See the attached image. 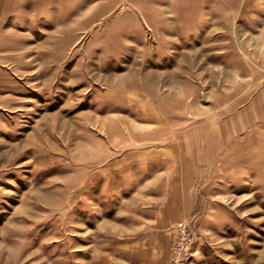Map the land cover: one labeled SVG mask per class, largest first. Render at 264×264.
Returning <instances> with one entry per match:
<instances>
[{"label":"rangeland","instance_id":"rangeland-1","mask_svg":"<svg viewBox=\"0 0 264 264\" xmlns=\"http://www.w3.org/2000/svg\"><path fill=\"white\" fill-rule=\"evenodd\" d=\"M0 264H264V0H14Z\"/></svg>","mask_w":264,"mask_h":264},{"label":"crops","instance_id":"crops-1","mask_svg":"<svg viewBox=\"0 0 264 264\" xmlns=\"http://www.w3.org/2000/svg\"><path fill=\"white\" fill-rule=\"evenodd\" d=\"M14 0H0V24L4 20L7 11L13 6Z\"/></svg>","mask_w":264,"mask_h":264},{"label":"bare ground","instance_id":"bare-ground-1","mask_svg":"<svg viewBox=\"0 0 264 264\" xmlns=\"http://www.w3.org/2000/svg\"><path fill=\"white\" fill-rule=\"evenodd\" d=\"M133 128H134V127H133L132 125H127L126 128H124V131H125L124 134L129 135L130 132L133 130ZM132 134L135 135V134H134V130L132 131ZM132 134H131V135H132Z\"/></svg>","mask_w":264,"mask_h":264},{"label":"built area","instance_id":"built-area-1","mask_svg":"<svg viewBox=\"0 0 264 264\" xmlns=\"http://www.w3.org/2000/svg\"><path fill=\"white\" fill-rule=\"evenodd\" d=\"M186 231H187V234L189 235H191V229H190V226L186 229ZM192 236V235H191ZM180 254H182V255H184V257L186 258L187 257V255H188V252L186 251V252H182V253H180Z\"/></svg>","mask_w":264,"mask_h":264}]
</instances>
